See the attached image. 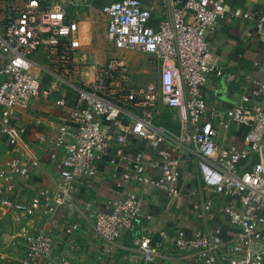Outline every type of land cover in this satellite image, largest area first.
<instances>
[{
    "label": "built area",
    "instance_id": "built-area-1",
    "mask_svg": "<svg viewBox=\"0 0 264 264\" xmlns=\"http://www.w3.org/2000/svg\"><path fill=\"white\" fill-rule=\"evenodd\" d=\"M3 30L0 31V104L4 107L0 133L16 150L0 164V205L14 208L12 197L15 179L28 176L40 165L28 145L19 149L25 126L13 121L15 107H28L44 94L49 95L64 83L57 104L65 106L70 94L76 93V107L55 137L36 132L39 141H50L51 157L57 158L61 184L59 190L42 189L32 197L28 207L15 215L16 221L36 213L40 208L50 212L59 207H76L75 181L96 180L101 168L107 170L115 187L123 196L110 198L101 191L105 209L90 214L93 229L109 254H114L120 238L128 235L136 240L132 249L145 262L162 255L157 229L149 221L142 222L144 200L134 185H149L176 197L184 190L182 165L187 175L202 183L212 193L235 199L223 207L231 224L239 231L229 244L219 230L188 235L178 229L174 236L177 249L194 254L195 264H264V165L254 163L242 169V159L259 152L264 145V83L251 93H244L224 116L208 106L202 87L210 73L225 71L209 58L208 33L228 14L244 19L255 18L257 37L264 46V12L232 10L225 0H159L161 15L155 18L153 5L144 0H112L103 5L108 18V39L117 49L138 50L155 56L160 62L159 86L130 85L131 72L124 58L112 56L95 61L91 81L76 79L74 20L67 18L60 0H4ZM155 21V22H154ZM154 22V23H153ZM44 49L52 62L49 67L33 56ZM53 80L43 86V75ZM228 79L234 74L226 72ZM164 107L178 109L179 129L156 123ZM218 116V122L215 117ZM230 123L247 126L242 145L223 147L218 143L221 127ZM131 137L145 142L147 148L133 150ZM238 201V203L236 202ZM91 208L92 203H86ZM212 199L194 203L200 217H205ZM79 222H69L66 235L73 234ZM167 236L165 233H161ZM25 241L26 254L21 264H71L65 253L54 248V231L32 230L21 224L17 234ZM245 251V255L236 254Z\"/></svg>",
    "mask_w": 264,
    "mask_h": 264
},
{
    "label": "crops",
    "instance_id": "crops-1",
    "mask_svg": "<svg viewBox=\"0 0 264 264\" xmlns=\"http://www.w3.org/2000/svg\"><path fill=\"white\" fill-rule=\"evenodd\" d=\"M60 1L65 6L67 18L77 23V28L73 32L77 47L74 58L79 67L76 79L91 81L95 74V61L104 62L112 57L108 55L106 48L107 43L111 44L107 35L108 18L101 8L112 0ZM144 1L146 5L154 6L155 18L158 19L162 9L160 1ZM4 3V0H0V31L3 30ZM225 3L232 10L238 8L243 11L264 12V0H225ZM208 37L211 45L209 58L225 73L223 75L210 73L202 87V94L208 106L224 116L227 109L232 107L242 94L251 93L259 82L264 83V46L257 37L255 18L244 19L228 14L208 33ZM128 51L134 52L138 58L137 65L133 68L137 75H142L143 82L139 86H146L144 80L148 79L152 64L156 63L160 70V62L151 54L138 50ZM4 56L0 53V59ZM121 56L116 57L122 58ZM33 57L49 67L52 66L44 49L37 51ZM130 72V85L139 87L132 81L133 75L136 77L135 71L130 68ZM226 72L233 73V79H228ZM52 80L51 75H43V86ZM66 91L67 86L64 83L57 84L53 93L42 94L36 97L30 106H18L13 110V121L26 128L21 135L22 144L19 145V149L24 147L23 143L27 144L32 156L40 160V165L33 167L28 176L16 177L12 194V197L17 199L16 207L6 208L0 205V264H21L24 259L27 246L25 241L17 236L22 223L32 230L51 228L55 235L54 248L68 255L71 264H195L191 251L176 248L174 236L178 229L185 230L188 235L219 230L226 243L231 244L236 240L239 229L230 223L223 211V207L229 202H235V199L226 194L212 193L202 183L189 179L186 164L182 165L181 175L184 190L176 197H171L167 192L149 185L133 186L144 200L140 216L142 222L149 221L147 215L152 216L150 222L158 231L156 241H161L163 246L162 255L155 261L145 262L140 254L132 250L137 243L131 236L123 235L117 242L115 253L109 254L96 235L90 214L92 211L105 209L106 203L100 196L101 191L107 192L110 198L124 195V190L115 187L103 167L95 181L87 178L75 181L76 207L62 206L54 212L42 207L33 215L16 221L15 215L22 213L24 208L29 206L32 197L38 195L42 189H48L52 193L59 190L62 179L58 163L63 157V151L58 153L57 158H52L53 146L50 141H39L35 134L39 131L51 138L55 137L59 127L67 122L70 111L78 106L76 103L78 97L76 93L69 91L67 105L57 104V99ZM3 109L0 104V121ZM162 111L156 123L178 130L179 110L164 107ZM215 122H218V116L215 117ZM246 132L247 126L230 123L220 128L218 143L223 147L242 145ZM131 148L146 149L147 146L141 139L131 137ZM15 150L0 133V164L14 155L18 149ZM258 162L264 165V145L250 158L242 159L239 165L245 169ZM94 182L99 184L100 192L94 189ZM2 185H5V181L0 178V187ZM209 198L212 199V206L205 217H200L194 209V203ZM87 202L92 203L91 208H87ZM72 221L79 222V228L67 236L65 227ZM236 255L242 257L245 251Z\"/></svg>",
    "mask_w": 264,
    "mask_h": 264
},
{
    "label": "rangeland",
    "instance_id": "rangeland-1",
    "mask_svg": "<svg viewBox=\"0 0 264 264\" xmlns=\"http://www.w3.org/2000/svg\"><path fill=\"white\" fill-rule=\"evenodd\" d=\"M107 43V53H109L108 55L110 56H121L122 58H124L130 65V68L135 71L136 73V70H134L133 67H136L137 65V60L138 58L135 57V54L134 52L132 51H128V50H124V49H117L115 47H112L113 45ZM109 46V47H108ZM149 62V61H148ZM141 63V61H140ZM150 64H152V62H150ZM142 65V63H141ZM152 70L151 72L148 74V79L145 78L144 82L146 83V85H155V86H159V66L152 64ZM142 75H137L136 73V77L133 75V83H135V85L139 86L142 84L143 80H142Z\"/></svg>",
    "mask_w": 264,
    "mask_h": 264
}]
</instances>
